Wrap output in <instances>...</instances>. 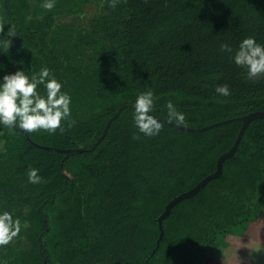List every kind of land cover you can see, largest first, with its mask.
I'll list each match as a JSON object with an SVG mask.
<instances>
[{
	"label": "trees",
	"instance_id": "trees-1",
	"mask_svg": "<svg viewBox=\"0 0 264 264\" xmlns=\"http://www.w3.org/2000/svg\"><path fill=\"white\" fill-rule=\"evenodd\" d=\"M0 0V84L43 67L71 97L65 131L29 133L0 124V214L21 231L0 247V264H202L226 237L264 217V119L245 128L222 171L162 221L167 202L215 170L240 121L203 131L166 124L139 133L136 98L154 94L151 115L168 121L171 101L186 127L264 111V76L247 77L232 56L248 37L264 46V0ZM90 8L93 11L90 12ZM10 27L7 48L5 36ZM227 43L233 53L220 51ZM227 84L230 95L214 89ZM38 93L46 98L43 85ZM91 151L65 154L55 149ZM172 123H175L174 121ZM139 136V139H134ZM35 168L42 182L28 181ZM41 236V241H39Z\"/></svg>",
	"mask_w": 264,
	"mask_h": 264
},
{
	"label": "clouds",
	"instance_id": "clouds-1",
	"mask_svg": "<svg viewBox=\"0 0 264 264\" xmlns=\"http://www.w3.org/2000/svg\"><path fill=\"white\" fill-rule=\"evenodd\" d=\"M120 0H110L109 7L115 9ZM41 7L51 11L55 7V0H44ZM0 33H4V26L0 25ZM11 37H16L14 27H10L5 36L7 48L11 47ZM220 51L233 53V49L227 44L220 45ZM232 59L236 66L247 69V77L256 79L264 76V46L258 44L253 37L242 40ZM43 85L46 90V98L41 96L37 88ZM62 85L52 76L47 67H43L39 73L31 76L24 71H16L14 74L3 76L0 84V124L8 128L18 126L25 133H33L44 130L49 134H55L57 130L65 131L62 121L67 122L68 128L74 126L75 121L71 116V97L61 92ZM219 96L227 97L231 93L227 84L217 85L214 89ZM154 107V94L151 89L142 92L134 104V122L139 133L146 137L158 135L163 127L154 116L149 113ZM169 123L186 125V117L177 111L175 105L169 101L166 104ZM134 136V139H139ZM28 181L31 184L42 182V177L35 168L29 169ZM21 231V222L14 219L12 214L4 212L0 214V247L8 245Z\"/></svg>",
	"mask_w": 264,
	"mask_h": 264
},
{
	"label": "water",
	"instance_id": "water-1",
	"mask_svg": "<svg viewBox=\"0 0 264 264\" xmlns=\"http://www.w3.org/2000/svg\"><path fill=\"white\" fill-rule=\"evenodd\" d=\"M132 108H134V105H130ZM123 107H120L118 109V111L115 113V115L113 117H111L104 129H103V132H102V135L101 137L92 145L91 148L85 150L83 148H73V149H55L57 151H60V152H63L65 154H69L71 152H74V151H77V152H83V151H91L93 148H95L98 143L101 141V139L105 136L108 128H109V125H110V122L111 120L116 117L119 112L122 110ZM150 114V113H149ZM151 115V114H150ZM153 116V115H152ZM155 117V116H154ZM159 122L163 123V124H166V125H169V126H172V127H175V128H178V129H182V130H186V131H194V130H198V131H203V130H207V129H210V128H213V127H216V126H219V125H222V124H227L229 122H234V121H240L241 122V126L238 130V133L236 135V138L232 144V146L230 147V149L224 153H222L221 155H219V157L217 158L216 162H215V170L208 174L207 176H205L204 178H202L194 187L190 188L189 190L187 191H184L178 195H176L175 197H173L172 199H170L167 204L165 205L162 213L156 218V222H157V225H158V229H159V234H158V238L156 240V243H155V248L152 250V253H154L155 249L158 247L159 245V241L160 239L162 238L163 236V229H162V221L163 219H165L166 217H168V215L170 214V210L171 208L176 205L177 203H179L181 200L183 199H186V198H189L191 196H193L194 194H196L203 186H205L211 179H214V178H217L221 171H222V164H223V161L227 158H230L232 157V155L234 154V152L236 151L237 149V146L240 142V139L242 137V134L245 130V128L247 127V125L254 119H257V118H261V119H264V111H254V112H251L249 114H246V115H243V116H240V117H236V118H230V119H226V120H221V121H217V122H214V123H211L209 125H206V126H203V127H199L197 129H193V128H190V127H186V126H183V125H177L176 123H169V121H166V120H163L161 118H157L155 117ZM15 129V128H14ZM23 131V130H22ZM24 132V131H23ZM24 135L25 137L27 138V140L30 142V144H32L33 146H37V147H42L44 149H48L47 146H41L35 142H33L30 138H29V133H25L24 132ZM39 241H41V236H39Z\"/></svg>",
	"mask_w": 264,
	"mask_h": 264
},
{
	"label": "rangeland",
	"instance_id": "rangeland-1",
	"mask_svg": "<svg viewBox=\"0 0 264 264\" xmlns=\"http://www.w3.org/2000/svg\"><path fill=\"white\" fill-rule=\"evenodd\" d=\"M89 10L92 12L93 8ZM225 241L226 244H222V242L211 248L201 263L248 264L251 263L250 258L254 257L255 254L263 255L262 261L264 262V217L253 225H249L246 231L227 236Z\"/></svg>",
	"mask_w": 264,
	"mask_h": 264
},
{
	"label": "crops",
	"instance_id": "crops-1",
	"mask_svg": "<svg viewBox=\"0 0 264 264\" xmlns=\"http://www.w3.org/2000/svg\"><path fill=\"white\" fill-rule=\"evenodd\" d=\"M255 257H256L257 259H254ZM262 259H263V255H261V254H255L254 257H251V258H250L251 263L249 262L248 264H258V263H260V264H264V262L262 261Z\"/></svg>",
	"mask_w": 264,
	"mask_h": 264
}]
</instances>
